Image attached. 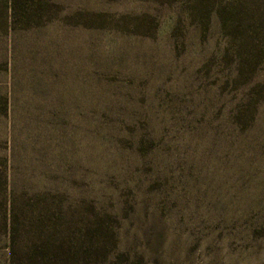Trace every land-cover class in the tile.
Instances as JSON below:
<instances>
[{"label":"rangeland","instance_id":"obj_1","mask_svg":"<svg viewBox=\"0 0 264 264\" xmlns=\"http://www.w3.org/2000/svg\"><path fill=\"white\" fill-rule=\"evenodd\" d=\"M235 1L215 9L235 3L240 32L264 30V0ZM59 3L52 21L15 30L0 0V264L12 204L27 244L41 232L34 197L59 194L58 238L81 245L80 264H264V94L245 131L231 120L264 84V57L234 87L243 38L186 21L173 36L189 0Z\"/></svg>","mask_w":264,"mask_h":264},{"label":"trees","instance_id":"obj_2","mask_svg":"<svg viewBox=\"0 0 264 264\" xmlns=\"http://www.w3.org/2000/svg\"><path fill=\"white\" fill-rule=\"evenodd\" d=\"M7 1L10 10V24L15 30L17 28L20 30H29L40 27L44 23L52 21L64 8L59 3V0ZM189 1L191 3L189 5L187 3L184 4L182 16L175 22L172 29L173 36L176 38L181 36L183 22L186 21L187 23L191 22V26L196 30V33L205 38L209 34L211 27L219 35L224 37L230 45L243 38V44L237 50V62L233 67H230L227 84H231L234 87L245 86L248 83V77L252 75L259 62L263 60L264 30H261L256 25L249 32L247 30H243L244 33L240 32L239 30L241 29L237 27L240 17L235 3L233 7L229 6L230 8L228 9L222 7L215 9L217 0ZM235 2L237 3L238 0ZM212 16L215 18L214 26H212ZM71 18L80 22L81 20H85L86 16L78 12ZM139 23L136 27L137 33L145 36L149 34L152 21L146 19ZM142 30H144V33H140ZM230 61L232 62L229 56L225 54L224 62L232 66L233 63L231 64ZM263 94L264 84H257L249 88L244 99L237 106L233 117H231L232 124L236 130L243 132L247 129L248 123L254 121L256 108L258 107L257 104L262 101ZM5 103L10 108H13V105H15V101L12 100ZM137 148L144 156L151 152L150 143H146L145 140H142ZM54 197L59 201L56 203L53 198L51 204H47L48 201L44 196L34 197L36 198L35 205L39 206L43 204V210H39L38 215L32 218L31 221L35 223L34 220H36L37 223L35 225L41 232L39 237L31 238L27 244L21 240L22 232L24 233L21 222L22 218L16 211L14 204H12L9 211V220L7 219L5 223V232L9 244L10 264H80L81 245L76 249L66 247L65 241L58 238L59 233L57 228L59 227V217L64 214L66 209L64 207V196L59 194ZM49 229L54 230V234H46L45 232Z\"/></svg>","mask_w":264,"mask_h":264}]
</instances>
